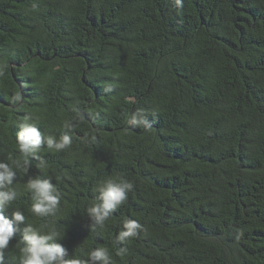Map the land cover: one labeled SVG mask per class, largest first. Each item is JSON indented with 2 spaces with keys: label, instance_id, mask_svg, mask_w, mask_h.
<instances>
[{
  "label": "trees",
  "instance_id": "1",
  "mask_svg": "<svg viewBox=\"0 0 264 264\" xmlns=\"http://www.w3.org/2000/svg\"><path fill=\"white\" fill-rule=\"evenodd\" d=\"M25 119L71 145L25 165ZM0 162L16 172L5 214L55 230L66 259L264 264V0H0ZM36 177L61 194L51 215L32 212ZM121 178L127 199L96 224L99 186ZM125 221L140 228L120 240Z\"/></svg>",
  "mask_w": 264,
  "mask_h": 264
},
{
  "label": "clouds",
  "instance_id": "2",
  "mask_svg": "<svg viewBox=\"0 0 264 264\" xmlns=\"http://www.w3.org/2000/svg\"><path fill=\"white\" fill-rule=\"evenodd\" d=\"M19 100V97H15ZM137 123H145L143 117L136 120ZM65 128L71 130L75 125L66 122ZM19 151L24 155V163L28 164L27 157L35 155L41 150L42 144H46L49 149L56 151L68 148L72 139L65 134L59 139L51 135L45 136L34 123H29L27 119L19 123V131L16 134ZM16 178L13 167L4 162H0V264H4L3 250L8 248L10 241L17 233L22 234L23 247L20 248L21 264H84L79 259H66L68 252L60 243H56L58 233L55 230L42 233L39 229L24 224V214L17 210L7 216L8 206L17 198V192L11 187ZM27 190L32 195V212L38 216H48L53 214L60 203L61 194L57 187L49 180L39 177L29 179ZM133 185L131 182L121 178L119 181L106 180L99 186L98 202L94 203L87 212L96 224H103L110 216L111 212L117 209L127 199L129 191ZM125 231L120 232L118 239L124 240L135 236L140 228L135 221H125ZM105 261L110 257L104 248H99L89 254L91 261L101 258Z\"/></svg>",
  "mask_w": 264,
  "mask_h": 264
}]
</instances>
